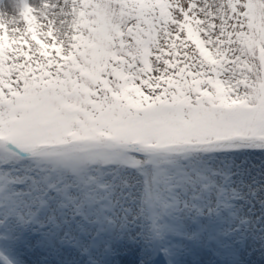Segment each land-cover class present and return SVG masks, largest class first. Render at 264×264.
I'll use <instances>...</instances> for the list:
<instances>
[{
    "label": "snow or ice",
    "instance_id": "6c2138e0",
    "mask_svg": "<svg viewBox=\"0 0 264 264\" xmlns=\"http://www.w3.org/2000/svg\"><path fill=\"white\" fill-rule=\"evenodd\" d=\"M124 242L141 264L264 256V0L0 16V264H114Z\"/></svg>",
    "mask_w": 264,
    "mask_h": 264
},
{
    "label": "bare ground",
    "instance_id": "6f19581e",
    "mask_svg": "<svg viewBox=\"0 0 264 264\" xmlns=\"http://www.w3.org/2000/svg\"><path fill=\"white\" fill-rule=\"evenodd\" d=\"M25 2L32 6H39L40 0H0V16H3L4 19L18 18ZM124 243L128 244V247L123 251H118L114 264H141V260L147 259V255L144 254L140 244ZM153 259L159 261V264H165L163 257L160 255H153L148 260V264H153ZM254 259L256 264H261L264 261V256H261L259 250H257Z\"/></svg>",
    "mask_w": 264,
    "mask_h": 264
},
{
    "label": "rangeland",
    "instance_id": "374dc122",
    "mask_svg": "<svg viewBox=\"0 0 264 264\" xmlns=\"http://www.w3.org/2000/svg\"><path fill=\"white\" fill-rule=\"evenodd\" d=\"M2 17H3V16H2ZM5 19H6V18H5ZM152 263H153V264H159V261L153 259Z\"/></svg>",
    "mask_w": 264,
    "mask_h": 264
}]
</instances>
